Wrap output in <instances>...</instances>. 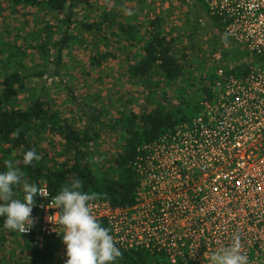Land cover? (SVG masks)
<instances>
[{
	"label": "trees",
	"instance_id": "obj_1",
	"mask_svg": "<svg viewBox=\"0 0 264 264\" xmlns=\"http://www.w3.org/2000/svg\"><path fill=\"white\" fill-rule=\"evenodd\" d=\"M194 4L198 20L209 17L214 24L220 22L221 17L212 15L203 0H195ZM4 6L14 12L36 9L44 15L37 19L38 23L32 19L38 25L35 27L28 17L30 13L23 12L27 18L15 38L1 44L7 46L8 53L3 59L0 48V172L7 170L3 162L12 160L29 183L40 186L46 180L54 194L79 178L83 183L81 190L93 194L92 200L133 206L142 179L136 163L147 154L145 146L176 133L180 124L202 114L205 102L213 99L211 85L215 71L192 74L190 70L195 63L184 59L175 39L164 33L160 16L141 23L121 17L117 11H103L101 21L83 25V32H91L98 39L93 40L96 51L91 52L90 62L101 67L120 57L124 77L136 83L143 103L136 111L126 109L119 118L102 123L103 112L88 102L81 103L68 89L74 106L66 112L55 107L41 89L32 86L30 79L47 74L52 57L55 69L48 76H61L64 50L73 42L70 28L76 0H0V11ZM64 11V17L51 13ZM29 23L34 28H28ZM11 36L9 32L8 37ZM75 41L89 42L78 38ZM28 56L33 64L29 74L20 69ZM107 124L119 139L114 155L103 159L98 139L101 128ZM31 149L40 160L24 166L23 154ZM14 191L17 198L23 197L20 187ZM33 212L36 213V205ZM59 242L51 237L39 248L33 239L5 229L0 218V264H45L54 258ZM119 249L122 255L116 264H185L182 258L173 263L164 249Z\"/></svg>",
	"mask_w": 264,
	"mask_h": 264
},
{
	"label": "built area",
	"instance_id": "obj_2",
	"mask_svg": "<svg viewBox=\"0 0 264 264\" xmlns=\"http://www.w3.org/2000/svg\"><path fill=\"white\" fill-rule=\"evenodd\" d=\"M219 15L230 43L246 51V62L229 70H211L213 99L193 121L145 148L138 158L141 174L133 206L89 201L91 212L110 229L125 250L164 249L173 263L211 264V256L240 237L249 264H264V0H203ZM47 197L38 196L34 226L20 233L42 248L60 240L54 258L65 264L60 215L46 180Z\"/></svg>",
	"mask_w": 264,
	"mask_h": 264
},
{
	"label": "rangeland",
	"instance_id": "obj_3",
	"mask_svg": "<svg viewBox=\"0 0 264 264\" xmlns=\"http://www.w3.org/2000/svg\"><path fill=\"white\" fill-rule=\"evenodd\" d=\"M194 3L195 0H76L73 24L70 28L73 42L64 50L61 76H48V73L55 69L52 57L47 65L48 73L42 77H32L31 85L41 89L55 107L66 112L74 106L68 93V89H71L81 103L88 102L103 112L105 121L102 123L119 118L126 109L138 110L144 99L136 88V83L124 77L122 59L120 57L110 59L101 67H96L90 62L91 52L96 51L93 40L98 39L91 32H83V25L94 20L101 21L103 11L112 10L120 13L121 17L136 19L141 23L160 16L164 33L175 39L177 49L184 59L195 63L190 70L192 74L205 70L209 72L217 68L229 70L245 63L246 51L230 43L221 27L214 24L209 17L198 20ZM127 11H130L131 15L126 14ZM23 12L30 13L28 17L31 20L34 18L37 23L39 21L37 19L44 15L43 12L39 13L36 9L30 8L14 12L9 6H4L0 11V48L4 53L1 56L3 59H6L8 48L5 45L1 47V44L8 43V38L11 41L15 38L14 34L27 18L22 15ZM51 13L59 17L66 15L65 11ZM36 21L32 20L31 25L38 27L35 25ZM31 25L29 23L28 28H34ZM9 32H12L11 37H8ZM77 38L89 42L83 43L84 40L81 43L76 42ZM30 58L31 56H28L24 59V64L20 68L27 74L32 73V69L29 68L33 65ZM25 66L28 69H25ZM10 68L13 69L12 66ZM171 96L174 100V93ZM121 105L124 107H120ZM109 126L110 124H107L101 128V137L98 139V150L103 159L111 158L118 147V134H114V130L111 131Z\"/></svg>",
	"mask_w": 264,
	"mask_h": 264
},
{
	"label": "clouds",
	"instance_id": "obj_4",
	"mask_svg": "<svg viewBox=\"0 0 264 264\" xmlns=\"http://www.w3.org/2000/svg\"><path fill=\"white\" fill-rule=\"evenodd\" d=\"M126 14L131 15L130 11ZM34 149L23 154L24 166L39 161ZM6 171L0 172V218L3 227L10 231L25 233L34 226L31 215L36 197H47L45 188L29 183L23 171L12 160L3 162ZM20 187L23 197L17 198L14 189ZM83 183L77 178L61 190L50 201L51 207L59 209L60 215L49 216L48 220L61 226L57 231L66 245L65 264H116L122 253L116 246L110 229L104 227L92 214L89 201L94 195L82 191ZM211 264H249L248 256L241 252L240 237L234 234L232 243L222 247L211 256Z\"/></svg>",
	"mask_w": 264,
	"mask_h": 264
}]
</instances>
